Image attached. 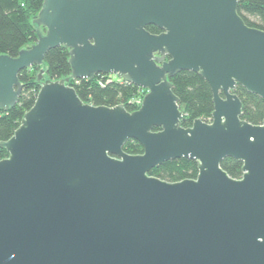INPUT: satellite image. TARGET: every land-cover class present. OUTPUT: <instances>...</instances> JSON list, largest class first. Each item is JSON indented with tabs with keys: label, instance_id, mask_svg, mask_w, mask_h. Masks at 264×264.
Returning a JSON list of instances; mask_svg holds the SVG:
<instances>
[{
	"label": "water",
	"instance_id": "1",
	"mask_svg": "<svg viewBox=\"0 0 264 264\" xmlns=\"http://www.w3.org/2000/svg\"><path fill=\"white\" fill-rule=\"evenodd\" d=\"M238 1H42L32 23L44 33L0 55V109L53 48L68 49L71 74L41 69L32 107L0 142V264H264V119H241L233 92L264 100V31ZM179 71L208 83L210 122L181 125L169 81ZM97 74L146 90L140 106L82 102L69 80ZM129 139L141 154L122 150ZM227 157L242 162L240 178L221 169ZM180 158L196 162L195 179L148 175Z\"/></svg>",
	"mask_w": 264,
	"mask_h": 264
},
{
	"label": "trees",
	"instance_id": "2",
	"mask_svg": "<svg viewBox=\"0 0 264 264\" xmlns=\"http://www.w3.org/2000/svg\"><path fill=\"white\" fill-rule=\"evenodd\" d=\"M42 1L0 0V55L17 57L21 49L36 41L37 32L44 33L42 28L32 23L42 6ZM237 13L247 26L264 31V0H239ZM146 30L152 34L160 32L152 25L146 26ZM68 59V49L58 46L45 54L42 66H32L19 72L18 79L22 86L20 97L7 111L0 109V142L13 135L24 114L32 107L40 88L37 81L39 71L43 70L44 79L53 81L69 77L71 70ZM108 76L109 74H97L89 79H71L68 85L73 87L78 98L84 103L107 107L121 104L129 112L136 110L139 106L131 99L137 95L140 88L118 78L107 82ZM169 81L172 92L178 98L179 108L184 114L185 120L181 123L183 127H189L195 119L205 122L211 119L212 92L202 77L192 71H179L169 78ZM233 92L242 103L241 119L254 125L261 124L264 119V100L247 92L240 85H236ZM122 150L130 155L143 152L141 144L132 139L123 144ZM7 155L6 150L0 148V160ZM220 167L232 178H240L242 175V162L233 158H224ZM197 173L196 162L184 158L163 162L148 171V175L167 182L195 179Z\"/></svg>",
	"mask_w": 264,
	"mask_h": 264
},
{
	"label": "built area",
	"instance_id": "3",
	"mask_svg": "<svg viewBox=\"0 0 264 264\" xmlns=\"http://www.w3.org/2000/svg\"><path fill=\"white\" fill-rule=\"evenodd\" d=\"M117 78L120 80V78L117 75L109 74L108 78H106L107 79L106 81L109 82L110 80H115ZM145 93H146V90L140 88L139 91H138V93H137V95L134 98H132L131 101L134 104L140 106L141 101H142V98H143V96H144ZM210 120L208 122H210Z\"/></svg>",
	"mask_w": 264,
	"mask_h": 264
}]
</instances>
